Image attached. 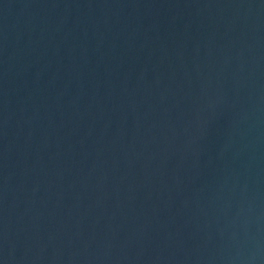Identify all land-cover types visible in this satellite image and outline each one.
<instances>
[{
  "label": "water",
  "instance_id": "water-1",
  "mask_svg": "<svg viewBox=\"0 0 264 264\" xmlns=\"http://www.w3.org/2000/svg\"><path fill=\"white\" fill-rule=\"evenodd\" d=\"M2 264H264V0H0Z\"/></svg>",
  "mask_w": 264,
  "mask_h": 264
},
{
  "label": "snow or ice",
  "instance_id": "snow-or-ice-1",
  "mask_svg": "<svg viewBox=\"0 0 264 264\" xmlns=\"http://www.w3.org/2000/svg\"><path fill=\"white\" fill-rule=\"evenodd\" d=\"M0 264H2V262H0Z\"/></svg>",
  "mask_w": 264,
  "mask_h": 264
}]
</instances>
